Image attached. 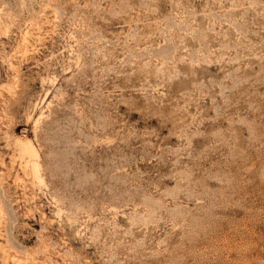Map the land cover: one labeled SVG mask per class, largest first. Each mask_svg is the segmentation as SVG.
I'll return each mask as SVG.
<instances>
[{
	"label": "rangeland",
	"instance_id": "1",
	"mask_svg": "<svg viewBox=\"0 0 264 264\" xmlns=\"http://www.w3.org/2000/svg\"><path fill=\"white\" fill-rule=\"evenodd\" d=\"M0 264H264V0H0Z\"/></svg>",
	"mask_w": 264,
	"mask_h": 264
},
{
	"label": "bare ground",
	"instance_id": "2",
	"mask_svg": "<svg viewBox=\"0 0 264 264\" xmlns=\"http://www.w3.org/2000/svg\"><path fill=\"white\" fill-rule=\"evenodd\" d=\"M22 149H23V152L30 157V160L32 162L33 171L35 175L40 179L42 175L40 173L41 164L39 161V158H40L39 150L37 149V147L33 144L31 140L24 142L22 144Z\"/></svg>",
	"mask_w": 264,
	"mask_h": 264
}]
</instances>
